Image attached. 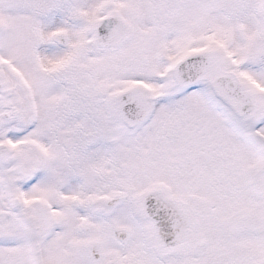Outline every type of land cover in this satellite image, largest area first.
<instances>
[{"label": "snow or ice", "instance_id": "snow-or-ice-1", "mask_svg": "<svg viewBox=\"0 0 264 264\" xmlns=\"http://www.w3.org/2000/svg\"><path fill=\"white\" fill-rule=\"evenodd\" d=\"M0 264H264V0H0Z\"/></svg>", "mask_w": 264, "mask_h": 264}]
</instances>
